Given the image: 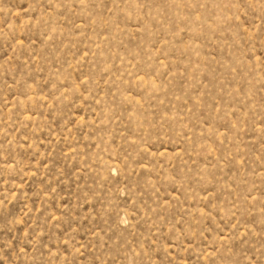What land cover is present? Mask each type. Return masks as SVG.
<instances>
[{"label": "rangeland", "instance_id": "374dc122", "mask_svg": "<svg viewBox=\"0 0 264 264\" xmlns=\"http://www.w3.org/2000/svg\"><path fill=\"white\" fill-rule=\"evenodd\" d=\"M0 264H264V0H0Z\"/></svg>", "mask_w": 264, "mask_h": 264}]
</instances>
